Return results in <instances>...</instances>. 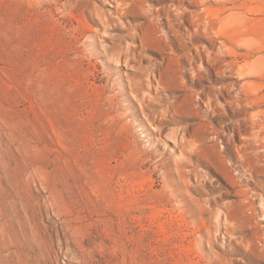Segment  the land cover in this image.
I'll list each match as a JSON object with an SVG mask.
<instances>
[{"label":"rangeland","instance_id":"1","mask_svg":"<svg viewBox=\"0 0 264 264\" xmlns=\"http://www.w3.org/2000/svg\"><path fill=\"white\" fill-rule=\"evenodd\" d=\"M0 180L30 264H264V0H0Z\"/></svg>","mask_w":264,"mask_h":264},{"label":"bare ground","instance_id":"2","mask_svg":"<svg viewBox=\"0 0 264 264\" xmlns=\"http://www.w3.org/2000/svg\"><path fill=\"white\" fill-rule=\"evenodd\" d=\"M0 187L4 188L1 180ZM28 211L27 208L21 211L11 195L0 201V264H30L39 258L42 237L34 228Z\"/></svg>","mask_w":264,"mask_h":264}]
</instances>
